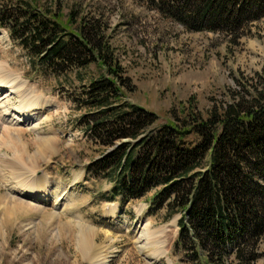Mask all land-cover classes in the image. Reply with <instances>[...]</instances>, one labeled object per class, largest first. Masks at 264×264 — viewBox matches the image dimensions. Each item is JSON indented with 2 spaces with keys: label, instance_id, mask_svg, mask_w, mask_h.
<instances>
[{
  "label": "trees",
  "instance_id": "16d2710c",
  "mask_svg": "<svg viewBox=\"0 0 264 264\" xmlns=\"http://www.w3.org/2000/svg\"><path fill=\"white\" fill-rule=\"evenodd\" d=\"M144 3L188 32H211L232 43L264 21V0ZM94 14L0 0V28L33 68L82 73L86 83L71 99L86 110L79 124L86 139L102 150L85 170L115 183L110 202L153 192L150 209L163 210L166 220L179 214L173 253L181 264L255 263L264 237V65L252 77L237 78L206 116L188 100L157 125L155 113L128 101L131 81L103 16Z\"/></svg>",
  "mask_w": 264,
  "mask_h": 264
},
{
  "label": "rangeland",
  "instance_id": "374dc122",
  "mask_svg": "<svg viewBox=\"0 0 264 264\" xmlns=\"http://www.w3.org/2000/svg\"><path fill=\"white\" fill-rule=\"evenodd\" d=\"M33 1L40 8L55 4L64 14L70 8L83 14H101L116 56L131 81L128 101L155 113L157 125L166 123L169 112L188 100L206 116L214 104L226 100L237 78L252 77L264 65V21L249 25L242 38L232 43L211 32H188L149 10L145 0ZM1 61L48 102L41 117L48 119L40 124L39 134L23 133L15 147L19 151L26 148L28 154L24 157L28 159L26 156L34 153L35 144L42 138L49 139L46 157L34 164L35 176L44 175L55 181L66 192L67 202L62 214L51 208V200L36 204L46 213L6 214L8 190L0 181V264H90L94 250L104 253L106 264H181L173 253L179 214L166 220L163 210L150 209L148 201L153 192L125 204H120L119 198L110 202L115 183L86 174V166L102 150L86 139L79 127L86 110L77 109L71 99L86 83L82 73L70 69L60 75L33 68L26 53L2 29ZM10 102L12 107L15 100ZM6 155L12 157V153ZM11 159L7 161L10 167L14 163L28 171L33 169L18 157ZM144 227L154 236L162 232V250L160 245L141 250L140 234ZM88 230L94 249L87 255L80 245V233ZM157 248L159 258L152 261L149 253ZM258 253L259 259L253 264H264V237L258 243Z\"/></svg>",
  "mask_w": 264,
  "mask_h": 264
},
{
  "label": "bare ground",
  "instance_id": "6f19581e",
  "mask_svg": "<svg viewBox=\"0 0 264 264\" xmlns=\"http://www.w3.org/2000/svg\"><path fill=\"white\" fill-rule=\"evenodd\" d=\"M11 99L15 100L12 107L10 106ZM48 107V102H44L41 94L28 85L21 77L13 74L5 63L0 62V181L8 190L7 195H5L6 200L3 199L5 202L2 201L4 202V208L6 207V214L11 215L12 213H16L17 215H21L37 211L42 213L44 211L36 207V204L49 200L52 201L50 205L54 211H59L61 214L64 212L65 203L67 202L66 192L59 188L51 178L44 175L42 177L35 176L34 164L39 162V158H41V161L46 157L45 147L50 145L49 139L42 138L41 142L35 144L34 153L26 156L28 159L24 157V155L28 154L26 148H21L22 150L19 151L20 148L16 149L15 147L23 133L34 131L36 134H39L38 129L40 124L43 120L48 119V117L41 119L42 114L46 112ZM23 123H27V125L23 127ZM2 149L5 150L4 153H2ZM6 151L12 153V157H18V160H21L20 162H23L25 165H31L30 167L33 169L28 171L22 166L14 165V163H11L10 167L7 161L10 162L12 157L7 156L8 152L6 153ZM32 195H37L38 197L36 198ZM31 198L36 202H33ZM1 204L3 205V203ZM53 214L51 213L50 215H56ZM147 231L148 229L146 230V227H144L140 234V242H143L141 250H146L149 245H160V249L162 250L165 246V242L161 241L160 234L162 232L159 233L158 231L157 235L154 236L152 232L148 231L147 233ZM80 236V240L82 241L80 245L88 255L94 249L92 248L91 241L89 242L90 231H84L80 233ZM82 254L85 255L84 253ZM91 254L90 264H106L108 262L107 257L103 255L102 251L99 253L94 250ZM149 255L152 261L158 260L160 252L157 248V250L149 253Z\"/></svg>",
  "mask_w": 264,
  "mask_h": 264
}]
</instances>
